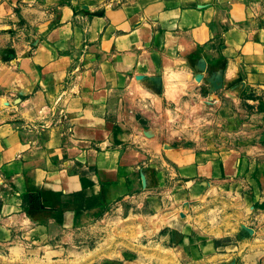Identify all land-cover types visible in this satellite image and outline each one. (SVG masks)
Returning <instances> with one entry per match:
<instances>
[{"label": "crops", "instance_id": "1", "mask_svg": "<svg viewBox=\"0 0 264 264\" xmlns=\"http://www.w3.org/2000/svg\"><path fill=\"white\" fill-rule=\"evenodd\" d=\"M0 94V239L59 249L155 198L165 167L264 195V0H0ZM177 101L203 110L199 133H145L137 116Z\"/></svg>", "mask_w": 264, "mask_h": 264}, {"label": "rangeland", "instance_id": "2", "mask_svg": "<svg viewBox=\"0 0 264 264\" xmlns=\"http://www.w3.org/2000/svg\"><path fill=\"white\" fill-rule=\"evenodd\" d=\"M182 103H167L150 125L143 114L137 121L145 133L158 128L168 141L199 133L203 110ZM161 170L160 187L149 190L155 198H121L68 233L59 249L24 244L25 238L47 241L33 232L0 239V264H264V195L254 179L236 174L180 182Z\"/></svg>", "mask_w": 264, "mask_h": 264}]
</instances>
